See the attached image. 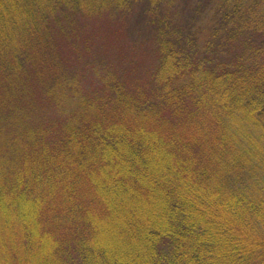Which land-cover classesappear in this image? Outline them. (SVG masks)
<instances>
[{
  "label": "trees",
  "instance_id": "1",
  "mask_svg": "<svg viewBox=\"0 0 264 264\" xmlns=\"http://www.w3.org/2000/svg\"><path fill=\"white\" fill-rule=\"evenodd\" d=\"M0 264H264V0H0Z\"/></svg>",
  "mask_w": 264,
  "mask_h": 264
},
{
  "label": "rangeland",
  "instance_id": "2",
  "mask_svg": "<svg viewBox=\"0 0 264 264\" xmlns=\"http://www.w3.org/2000/svg\"><path fill=\"white\" fill-rule=\"evenodd\" d=\"M22 205H23V206H28V204H24V203H22Z\"/></svg>",
  "mask_w": 264,
  "mask_h": 264
}]
</instances>
